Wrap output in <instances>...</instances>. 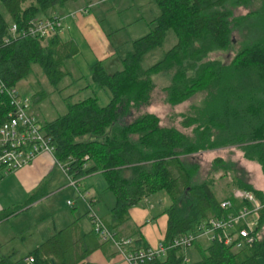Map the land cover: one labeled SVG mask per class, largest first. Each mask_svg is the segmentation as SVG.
<instances>
[{"label":"trees","instance_id":"obj_1","mask_svg":"<svg viewBox=\"0 0 264 264\" xmlns=\"http://www.w3.org/2000/svg\"><path fill=\"white\" fill-rule=\"evenodd\" d=\"M75 1L0 0L5 10L0 11V78L7 87H15L27 77L32 65L39 66L52 84L67 75L59 56L58 34L9 43L4 40L12 23L21 29L32 18L49 16V10L69 11L66 4ZM155 1L159 14L150 22L148 33L133 40L131 50L119 58L120 67L108 71L103 60L90 66V80L83 89L92 84L106 89L108 103L101 105L96 95L74 101L69 97L64 113L41 125L51 137L55 157L68 164L72 178L95 173L105 177L116 198L111 209L114 223L104 221L110 229L124 223L128 209L143 197L167 193L172 202L166 210L165 241L171 242L195 231L200 223L227 213L220 207L222 200L216 197L212 181L194 182V169L181 157L235 147L243 158L259 164L264 174V0H258L256 7L257 0ZM241 6L249 11L235 16L234 10ZM168 30L174 31L176 43L160 60L143 67L144 55L163 43ZM235 34L239 36L238 48L229 62L211 56L230 50L236 44ZM157 74L170 78L162 90L171 106L205 93L201 106L183 115L181 125L191 127L190 133L162 126L151 112L133 117L135 110L149 104ZM38 96L42 99L45 94ZM10 108L8 96L0 92V124ZM220 162L219 158L214 161L220 165L216 169L222 168ZM239 183L264 202L261 191ZM228 199L234 209L243 204L232 196ZM263 225L264 205L257 238L250 245L233 249L220 240L198 241L193 245L199 253L196 261L187 260L185 250L173 247L165 257L139 264H264V236L259 237ZM59 241L50 238L33 251L39 264H48L42 255L55 252ZM134 243L147 247L141 239Z\"/></svg>","mask_w":264,"mask_h":264},{"label":"rangeland","instance_id":"obj_2","mask_svg":"<svg viewBox=\"0 0 264 264\" xmlns=\"http://www.w3.org/2000/svg\"><path fill=\"white\" fill-rule=\"evenodd\" d=\"M70 5V7L69 4L67 5L69 11L60 14L62 16L67 13L74 14V16H67L70 17L66 20L67 24L68 21L71 22L72 19H77V17L83 14L93 15L97 19L104 33L107 35L106 37H108L109 41L114 46L113 55L103 60L105 68L108 71L116 70L120 67L119 58L123 57L128 50H131V43L133 40L148 33L151 28L150 21L159 14V8L155 0H77L76 2H71ZM259 5L260 1L258 2L257 0L253 6L256 7ZM0 11L5 13L1 2ZM247 11H249L248 7L241 6L234 10V15H242ZM59 12L62 13L63 10L61 9ZM77 38L78 45L81 49L80 54L74 59L66 60V68L69 69V74L64 76L57 84H52L39 66L32 65V70L29 75L20 80L15 86L21 95L31 98L33 104L31 110L40 123L53 120L60 114L64 113L65 99H68L69 97L70 100L74 101L87 96L96 95L101 105H106L109 101L108 91L100 88L96 84H92L90 88L83 89L85 84H87V79L90 80V66L98 60L92 58V53L87 48L88 43L86 40H83L82 36V39H79V36H77ZM238 40L239 36L235 34V43H238ZM176 41L177 37L174 31L168 30L163 43L144 55L142 60L143 67H148L160 60L165 52L169 50ZM237 43L232 45L230 50L215 53L211 56L229 62L233 57L235 50L238 48ZM63 69L66 71L65 68ZM153 80L155 82V88L151 94L149 104L135 110L133 112V117L145 112H151L159 117L162 126H173L183 132L190 133L191 127L184 128L181 125L183 115L191 114L193 107H200L205 98V93H198L182 104L171 106L165 102V94L162 90L169 82V76L167 74H157L153 76ZM42 92L45 96L40 99L38 95ZM217 158L221 160L220 164L222 165V168H215L220 166L214 164V161ZM181 159L189 169H194V182H202L208 179L212 181L213 191L218 195L219 199L226 198L227 196H234L237 192L246 190L240 185L239 181L251 185L254 190L261 189L259 191H263L262 193L264 195V174L262 173L260 165L243 158L241 151L235 147H225L200 153H193L183 156ZM57 171L60 176H56V178L58 177L67 188L57 192L50 199V204L48 205L54 207L52 216L51 218L40 222L38 224L39 227L45 228L47 224L49 227H52V220L57 224V222H60V218L64 211L65 213L69 211H79L85 221L89 220L88 212L90 207L88 201L82 199L74 191L69 185L67 177L56 165V172ZM95 177H100L102 181L99 182L95 180ZM103 183H105V185ZM85 184L89 188H96L101 196L106 193L103 195L104 200L108 199L107 194L113 197L112 192L107 190V185L102 175H88L80 178L79 189L81 191L88 190L85 189ZM157 198L158 194H155L153 196L151 195V198L149 199V201H155L156 207L159 205ZM91 205V208H93V211L98 216L103 214L102 209L104 202L98 200ZM72 207L74 210L71 209ZM263 236L264 225L259 231V237L263 238ZM201 241L202 243L208 242L205 238ZM31 249L32 247L25 245L19 246L17 249V261L15 264H28L29 260L26 255ZM192 252L194 251L191 250L189 254L191 255Z\"/></svg>","mask_w":264,"mask_h":264},{"label":"crops","instance_id":"obj_3","mask_svg":"<svg viewBox=\"0 0 264 264\" xmlns=\"http://www.w3.org/2000/svg\"><path fill=\"white\" fill-rule=\"evenodd\" d=\"M68 4L70 7L71 2L67 3L66 7ZM59 10L61 9L49 10L47 15L62 16L60 14L66 12L63 10L60 13ZM66 15H64V27L57 34L60 41L59 56L63 58V67L67 71V75L69 69L66 68V60L74 59L81 51L77 36L79 39L86 40L87 48L91 51L93 59L100 61L113 55L114 46L93 15L83 14L77 19H72L71 22L68 21V24L66 20L70 17ZM6 17L9 18L8 15ZM58 173L54 157L49 154L39 155L31 164L13 173L5 175L0 170V264H15L17 249L23 245L32 247L26 257H32L35 260L28 261V264H39L38 256H35L33 251L53 237H58L60 241L55 252L49 251L42 255L43 259H47L48 264H52L50 259H53L54 264H128L124 256L118 253L112 244L102 240L94 233L90 220L85 221L79 211L66 213L64 211L60 222L56 224L52 220V227H49L48 224L45 228L38 226L40 222L52 216L54 207L48 205L50 199L57 192L67 188L58 177L56 178V176H60ZM91 175L103 176L102 173ZM103 178L105 180L104 176ZM95 180L102 181L100 177H95ZM103 184L105 185V183ZM84 187L88 189L87 192L89 191L93 203L98 200L104 202L103 214L100 217L107 224H113L111 209L116 202L115 195L112 193V197L107 194L108 199L104 200L103 195L106 193L101 196L96 188H89L86 184ZM107 190H109L108 186ZM155 194H158V207L154 200L149 201L151 195ZM216 197L219 199L218 195ZM228 197L223 199H228ZM30 199L31 201L26 203ZM171 202L170 197L164 191L143 197L136 205L128 209L127 219L114 228V231L119 235L132 237L134 242L136 239H141L147 247L157 246L165 241L168 223L166 210ZM22 205H24L22 208H16ZM71 209L74 210L73 207ZM60 250L63 252L61 253ZM191 250L194 252L190 255ZM185 253L189 261L199 259V253L195 246L186 249Z\"/></svg>","mask_w":264,"mask_h":264},{"label":"built area","instance_id":"obj_4","mask_svg":"<svg viewBox=\"0 0 264 264\" xmlns=\"http://www.w3.org/2000/svg\"><path fill=\"white\" fill-rule=\"evenodd\" d=\"M66 16H74V14L68 13ZM64 18L55 14L32 18L21 29L12 23L8 30L9 36L4 42L54 36L63 29ZM0 92L8 96L11 106L6 119L0 124V170L6 175L31 164L39 155L53 156L55 164L67 177L69 185L82 199L88 201L90 207L88 218L94 233L112 244L128 264L161 259L173 247L186 250L204 238L208 242L220 240L233 249L250 245L257 238L256 229L264 204L254 192L244 190L233 196L239 203H243L238 209L233 208L231 199H223L220 202V207L227 212L225 216L210 218L200 223L195 231L178 235L171 242L163 241L155 247L136 246L132 237L119 235L93 211L92 197L87 191L79 189L80 179L72 178L68 164L60 162L55 157L51 137L45 133L31 110V98L21 95L15 87H7L1 78ZM28 260L32 262L33 258L29 257Z\"/></svg>","mask_w":264,"mask_h":264},{"label":"water","instance_id":"obj_5","mask_svg":"<svg viewBox=\"0 0 264 264\" xmlns=\"http://www.w3.org/2000/svg\"><path fill=\"white\" fill-rule=\"evenodd\" d=\"M50 262H51L52 264H54V261H53V259H50Z\"/></svg>","mask_w":264,"mask_h":264}]
</instances>
